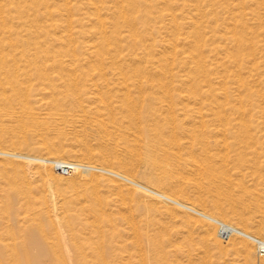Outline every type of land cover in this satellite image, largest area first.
<instances>
[{
  "label": "rangeland",
  "instance_id": "374dc122",
  "mask_svg": "<svg viewBox=\"0 0 264 264\" xmlns=\"http://www.w3.org/2000/svg\"><path fill=\"white\" fill-rule=\"evenodd\" d=\"M175 1L178 3L175 7H179L181 3L198 4V0ZM82 3H85V0L72 1V4H78L80 7H83ZM49 4L61 5L55 0H49ZM168 7L162 3L159 10L150 14L147 26L149 30L143 33L140 26L141 36L144 35L159 45L175 33L171 29L157 30L169 23L168 19L157 13L162 10L167 13ZM172 11L179 18L191 17L187 11L179 8ZM251 12L252 10L247 11ZM83 14L86 18L92 17L93 13L86 9ZM210 18L199 21L207 24ZM66 19L53 18V22L66 27ZM85 22V19L78 22L77 29L85 32L95 30ZM219 24H222V21ZM190 31V28L183 26L179 33L187 36ZM58 32L59 36L66 35L63 29ZM260 32V41L264 42V30L260 29ZM77 41V44L83 47L98 42L94 37L79 38ZM128 43H124L127 49L121 55V64L125 63L128 55L140 52L138 48H128ZM219 43L229 48L230 54L237 53L233 46L218 39L216 45ZM54 47L53 54L57 60L71 62L70 54L58 44H54ZM180 50L186 52L187 48L180 47ZM259 50H247L242 56L249 53L261 57L264 55V48ZM80 55L82 59L87 57L85 49L80 51ZM204 56L209 57L211 61L224 58V55L214 58L208 51H205ZM104 62V66L101 65L104 67L102 72H93V68H86L78 73L79 76L86 74V84H81L77 91L64 89L63 95L58 99L51 98L50 93L60 84V81H56L48 84L49 87H39L41 92L33 93L31 104L27 107H23L26 104L20 102L10 106L11 113L32 108L42 120L51 112L69 115H65V136L44 138L35 128H24L10 117L0 118V138L16 140L27 136L28 142L27 146L17 147L0 143V151L52 158L48 152L41 149L46 143L57 142L64 150L75 153L76 157L68 160L71 163L123 174L142 185L164 192L197 211L264 240V115L258 114L252 118V124L247 117L246 122L251 124L249 130L241 128L243 122L235 119L231 126L233 130L224 136L222 130L226 123H219L220 121L213 117V112L218 110V104L229 108L227 101L221 100L226 103L218 101L216 104L214 96L200 99L197 95L198 88L189 83L192 78L199 77V74L182 70L171 75L155 72L143 75L146 82L142 91L131 87L132 97L137 104L136 109L131 112L125 108L127 91H120V76L110 60ZM51 76L55 78L59 75L52 73ZM104 79L110 83L109 86H106ZM31 84L38 87L40 82L33 81ZM254 89L264 94V85ZM207 90L209 91V88L203 89ZM220 92V88L215 86L213 93ZM149 99L153 100V105H150ZM262 101L253 99L252 106L245 108L253 107L256 113L264 111ZM55 105L61 106L59 111L51 110ZM231 106H234V102ZM169 108H172L175 114H170ZM199 111L203 112L205 119L200 117ZM136 116L140 118L139 123ZM161 121L163 123H160ZM157 123H160L161 127L157 128ZM171 127L176 128L174 136ZM237 153L241 155L237 156ZM195 158L203 164L201 166L205 169L204 173L198 172L200 166L194 161ZM9 164H13V170L8 167ZM48 167L65 181L57 184L37 174L46 170L44 165L38 162L0 156V244L6 235L7 243L15 249L13 254L16 264H55L52 252L65 257L71 264L77 256L75 245H83L90 261L103 260L101 262L106 264H264V257L257 255L255 246L247 239L234 237L224 241L219 237L218 227L214 223L175 204L141 193L114 176L86 168L75 169L70 175L63 176L53 166ZM114 183L119 184L118 187L114 186ZM23 188L31 192L33 206L27 199L19 200L18 197L12 196ZM3 190L8 192L4 193ZM10 193L11 201L6 203V197ZM68 205H72L70 210H62ZM86 206L93 207L95 212L89 211ZM30 208L53 217L64 238H56L51 222L46 218L47 215H44L38 221L49 239L45 242L31 226L33 222L29 219L33 217V211L30 214ZM62 216L65 219H62ZM66 219L71 222L74 220L80 237L71 238L64 226ZM113 234L114 237H111ZM10 254L7 253L8 257ZM2 255L0 245V256Z\"/></svg>",
  "mask_w": 264,
  "mask_h": 264
},
{
  "label": "bare ground",
  "instance_id": "6f19581e",
  "mask_svg": "<svg viewBox=\"0 0 264 264\" xmlns=\"http://www.w3.org/2000/svg\"><path fill=\"white\" fill-rule=\"evenodd\" d=\"M55 1L60 2L61 5H51L49 4V0H0V118L10 117L24 128H35L37 131H40L41 136L44 138L50 136L57 138L65 136V126L67 123L66 114L65 116L63 114L51 112L47 113L46 119L42 120L38 113H35L32 108H26V110L19 113H11L10 106L15 102H20L26 104V106L23 107H27L31 104L33 93L37 91L41 92V89H38L39 87H49L48 84L56 81H60V84L55 86L53 92L50 93L49 96L51 98L56 97L58 99L63 95L62 91L64 89L77 91L81 84H86L84 78L86 74L79 76L78 73L86 68H93V72H102L104 71V67L102 68L101 65L104 66L105 60L111 61V65L120 76L118 83L120 91L124 90V93L125 90L127 91L125 94L127 100L125 108L128 111L132 112V110L137 107L131 94V87L141 89L142 91L145 87L144 83L146 82L143 75L151 72L171 75L174 74L175 71L182 70L183 72L187 71L199 74V77L192 78V81L189 83H191V86L193 84L198 88L197 95L200 99H209L214 96L216 104L221 100L227 101V105L230 106L229 108H226L224 104H222L223 106L218 104V110L213 112V117L217 121H220L219 123H226V126L224 124L225 127L223 126L224 129L222 130L224 136L230 133V130H233L231 126L235 119L243 122L241 128L249 130L251 127L250 125L253 123L251 119L258 116V114L264 115V111L256 113L253 107H250V109L245 108L247 106H252L251 101L253 99L264 101V94H262L260 90L254 89V87H261L264 85V55L257 57L255 54L250 55L247 53V55L245 54L242 56V53L247 50L250 51L254 48L262 50V48H264V45H261L264 43L263 40L260 41V37L262 36L260 29L264 30V0H258L260 1L259 3L248 0H198V4L190 5L181 3L179 7H175L178 6L175 0H110V3L109 0H85V3L81 4L83 7L78 6V4H72L73 0ZM162 3L169 6L168 10H166L168 12L164 13V10H162L157 13L160 14L162 18L168 19L169 23L159 27L157 30L168 31L171 29L175 31V33H173L169 39H165L157 45L154 40H149L145 38L144 35L141 36L139 28L140 26L142 27L143 33L148 32L149 29H147V26L149 25L148 20L150 19V14L159 10V6ZM176 8L187 11L191 17L179 18L172 11ZM86 9L92 11V17L85 18L83 11ZM248 10H252V12L247 13ZM206 17H211L207 24L199 21ZM53 18H67L65 20L66 27L55 24ZM244 18L247 20H244ZM83 19L86 20L85 23L87 25H92L95 30H89L87 32L78 30L76 24ZM221 21L222 24H219ZM183 26L191 29L187 36H184V33H179L180 28ZM62 29L64 33H66L65 36H59L57 34L59 33L58 31ZM85 37H94L98 42L84 47L78 45L77 40ZM218 39L225 42L226 45L229 44L233 46L237 53L230 54L228 52L229 48L226 46L223 47L220 43V46L216 45ZM125 42H129L128 48L135 47L138 48L140 52L128 55V59H126L125 63L121 64L123 61L121 55L127 49L124 45ZM54 44H58L61 49H64L67 54H70L69 56H71L72 59L71 62H63L56 59L53 54L55 52ZM180 47H186V52L185 50H180ZM82 49H85L87 55L86 58L83 57L84 59H82L80 55ZM205 51L212 54L214 58L217 55H224V58H216V60L211 61L209 57L204 56ZM97 65L100 67H97ZM52 73H57L59 76L54 78L51 76ZM105 79L107 80V78ZM105 79L104 82L107 84L106 86H109L110 83L108 84V80L105 81ZM33 81H39L40 85L36 87V85L31 84ZM215 86L220 88V93H213L215 92ZM204 88H209V91H203ZM149 100L150 105H153V100ZM233 102L234 106H231ZM59 108H61V106L55 105L52 106L51 110L59 111ZM168 110L170 114H175L172 108ZM202 111H199V115L202 119H205L206 116ZM136 117L137 119H135L138 121L137 123H139L140 118L138 116ZM247 117L250 118L251 124L246 122ZM10 122L12 121L10 120ZM163 122H165V120H163ZM163 122L161 121L160 123ZM160 123H157L158 125L156 124V127H161ZM174 124L176 125L175 122ZM171 132L174 136L176 134V128H172ZM26 137L27 136L20 137L16 140L0 138V143L7 144L11 147L27 146L28 142ZM41 150L48 152L52 158L35 157L5 151H0V156L38 162L44 165L46 170L37 174L51 179L57 184L65 181V179L55 175V172L53 173L54 170L52 171L48 165L54 167L56 164H73L77 170L83 168L100 170L135 187L141 193L175 204L183 208V210H188L214 224L218 222L224 223L208 214L197 211L188 205L174 200L164 192L162 193L156 189L142 185L123 174L103 168L85 167L77 163H71L68 160L74 159V157H76L75 153L64 150L57 142L46 143ZM239 154L237 153V156ZM194 161L200 166L196 165L197 168H200L198 172L202 171L201 173H204L205 169L201 166L203 164L198 162L199 159L196 160L195 158ZM12 166L13 164L8 165L11 170H13ZM13 168H15V165ZM12 181L14 183V180ZM160 183H162V181H160ZM118 185L119 184L114 183V186L118 187ZM0 191L2 190L0 189ZM4 191L8 192L7 190H3V192ZM219 192L218 190V193ZM30 193L29 190L23 188V190L20 189L14 192L12 196L18 197L19 200L27 199V202L31 204V200L33 201V199ZM12 196L10 193V195L6 197V203L11 201ZM23 204H25L24 201ZM31 205L33 206V204ZM32 208L29 209L30 214L31 211H33ZM71 208L72 205H68L63 207L62 210L66 212ZM86 209L95 212L93 207L90 208L86 206ZM8 210L9 208L6 210L7 213ZM64 211L62 213L63 215L65 214ZM32 213L31 215L33 217L29 219L33 222L31 226L38 231L45 242L49 241L47 234L38 221L45 213H41V211H33ZM55 217L57 219L56 221H58L57 216ZM46 218L51 222L50 224L54 229L56 238H64L63 233L59 230V226L57 223H54V218L50 215H47ZM73 218L75 217L73 216ZM62 219H65V217L62 216ZM73 221L71 222L69 219H66L64 226L71 238L75 239L80 237V233L78 234ZM229 226L234 227L232 225ZM112 236L114 237V234L111 235V237ZM1 241L2 244L0 245L3 255L0 256V264H16L15 254H13L15 249L7 243L6 235ZM75 250L77 256L75 261L71 262V264H106L101 262L103 260H98L97 262L90 261L88 259L89 257L84 252L83 245H75ZM7 253H11L9 257L12 261ZM52 256L56 260L55 264H70V261L63 256L54 252H52ZM40 264L43 263L40 262Z\"/></svg>",
  "mask_w": 264,
  "mask_h": 264
},
{
  "label": "built area",
  "instance_id": "2783aa9c",
  "mask_svg": "<svg viewBox=\"0 0 264 264\" xmlns=\"http://www.w3.org/2000/svg\"><path fill=\"white\" fill-rule=\"evenodd\" d=\"M54 168L63 176H68L75 170L73 164H56L54 165ZM215 225L218 227V235L222 240L229 241L234 237L247 239L255 246L257 255L259 257H264V240L250 234L247 235L239 229H236L224 223L218 222Z\"/></svg>",
  "mask_w": 264,
  "mask_h": 264
}]
</instances>
